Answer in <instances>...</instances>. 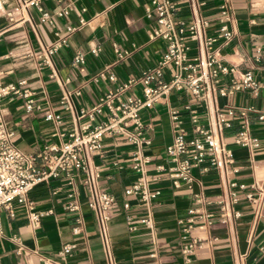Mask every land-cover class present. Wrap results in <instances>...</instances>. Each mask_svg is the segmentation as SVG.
Here are the masks:
<instances>
[{"label":"crops","instance_id":"0c3cea01","mask_svg":"<svg viewBox=\"0 0 264 264\" xmlns=\"http://www.w3.org/2000/svg\"><path fill=\"white\" fill-rule=\"evenodd\" d=\"M146 1L79 0L66 15L47 24L38 22L37 13L32 8L23 14V20L17 15L8 22L4 13L16 6L17 0H0L1 80L26 79L35 96L47 108L58 112L62 119L59 125H55L44 121L39 112H25L19 99L4 102V121L13 130L12 142L19 150L30 153L45 142L59 143L64 137L58 133L72 127L69 114L58 104L59 86L49 77L51 70L54 69L61 78H69L65 85L67 89L79 91V95L72 98L78 108L90 106L101 92L155 63L163 41L150 38L151 23L143 15ZM43 4L47 9L54 6L52 0ZM79 6L85 8L80 15L86 23L77 26L67 35L65 43L52 53L51 67L40 64L36 55L39 46L50 44L64 35L67 25H77ZM198 6L208 21L204 33L214 38L218 33L217 12L221 7L227 8L230 14L228 27L233 35L227 43L215 38L212 50L223 63L234 64L240 70L248 68L257 79L264 80V0H198ZM179 14L185 20L191 19L185 0L180 1ZM113 44L122 53L121 57L114 52ZM94 46L99 47L96 54L90 52ZM75 51L84 55L82 70L72 64ZM195 53L191 44L188 55ZM108 71L115 74V82L107 79ZM227 78L220 75L219 85L225 84ZM131 90L136 92V88ZM184 102V96L171 92L164 103L139 109L138 115L148 140L141 150L149 157L146 164L149 172H153L154 164L163 161L164 148L171 141V109L180 114L181 125L188 126L181 108ZM216 102L221 106L251 105L261 109L264 107V88L257 95L239 91L227 97L218 96ZM196 108L204 112L206 103L198 102ZM83 121L80 119L77 123ZM238 121L236 118L233 126L223 131L222 141L232 152L236 170L229 177L248 184L264 169V119L257 120L253 114L248 116L249 132L259 142L255 148L233 143ZM102 142L101 155L92 158L100 168L98 187L119 197L122 189L138 176V172L128 166L134 146L120 136L104 137ZM189 173L191 181L188 187L181 184L174 188L165 176L149 183V189L157 191L149 205L153 221L151 230L136 221L147 208L134 196L127 197L128 210L117 204L110 211L107 235L114 264H237L238 257L243 264H264V201L259 215L255 216L253 208L244 199L235 206L240 215L232 227L216 223L191 231L202 239V245L190 256L189 262L185 261L180 250L177 218L184 215L189 206L197 204L193 200L194 194L212 197L222 188L214 169L200 172L197 167H191ZM70 188L79 202L82 218V230L76 234L70 231L72 218L64 208L65 193ZM27 196L32 210L50 208L52 214L41 217L39 226L32 230L26 222L25 206L13 204L12 217L0 212V264H40L41 256L49 257L55 264H107L94 217L85 204L86 190L78 176H74L72 182L62 176L38 183ZM125 214H130L136 221L134 229H129ZM63 243H72L74 248L65 254L58 253ZM18 244L21 249L17 251Z\"/></svg>","mask_w":264,"mask_h":264},{"label":"built area","instance_id":"2783aa9c","mask_svg":"<svg viewBox=\"0 0 264 264\" xmlns=\"http://www.w3.org/2000/svg\"><path fill=\"white\" fill-rule=\"evenodd\" d=\"M44 1L17 0L16 6L4 13L5 17L8 22H12L17 15L23 20V14L32 8L37 13L38 22L52 24L55 18L66 15L79 0H52L54 6L51 9L44 6ZM180 1H146L143 15L151 23L150 38L163 41L157 60L153 65L140 69L137 74L129 75L113 88L101 92L90 106L76 108L72 98L78 96L79 91L65 87L68 77H59L54 69L49 72V77L56 80L59 86L58 104L72 121L71 128L58 133L64 137L59 143L45 142L30 153L22 152L13 144L14 132L6 126L2 112L4 102L19 99L25 112H39L44 121H51L55 125H59L62 119L58 112L47 108L35 96L26 79L2 81L0 78V212L12 217L13 204L25 206L26 222L34 230L39 226L41 217L52 214V209L32 210L27 196L29 190L41 182L62 176L72 182V178L78 176L86 190L85 204L94 217L107 264H114L107 235L110 211L117 204L123 210H128L130 205L127 197L134 196L147 208L145 214L136 221L151 230L153 221L149 205L157 191L150 190L148 185L159 176L168 178L174 188L181 184L188 187L191 167H197L200 172L214 169L222 184L221 190L212 197L194 194L193 200L197 204L189 206L184 215L176 220L180 231V250L187 262L202 245V239L191 233L193 229L202 230L216 223L232 227L240 215L235 208L240 199L251 205L255 216L259 215L264 201V169L248 184L230 178L229 175L236 170L232 152L223 143L222 136L223 131L231 128L237 118L239 121L233 133V143L257 147L258 139L248 129V116L253 114L257 120H263L264 107L221 106L217 104L216 98L239 91L257 95L264 88V80L257 79L248 68L240 70L234 64L223 63L212 50L211 44L215 38L227 43L233 35L228 27L230 14L226 7H221L217 12L218 33L214 38L204 33L208 21L199 12L198 0H185L192 15L190 20L180 16ZM84 10V7L79 6L77 25H67L64 35L50 44L39 46L36 55L40 64L52 66V53L65 43L67 35L77 26L86 23V19L80 15ZM191 44L196 51L194 55H188ZM112 48L118 57L122 56L115 44ZM98 51V46L90 49L92 54ZM254 57L258 58L257 55ZM72 64L82 70L84 55L81 51L74 52ZM220 75L228 77L223 85H219ZM106 77L111 82L116 81L111 71L107 72ZM132 88H136V92ZM171 92L184 96L185 102L181 108L187 117L188 126H182L180 114L176 109H171V141L164 148L163 161L154 164L153 172H149L146 168L149 157L141 150L148 140L138 111L164 103ZM201 101L206 103L204 112L196 108ZM80 119L84 121L78 124ZM112 136H120L134 146L128 166L138 172V176L122 189L119 197L98 187L100 168L92 162L93 157L101 155L102 139ZM65 198L64 208L72 218L70 231L76 234L82 230L79 202L71 188L66 191ZM125 221L129 229L135 228L136 221L130 214H125ZM73 248L74 244L63 243L57 252L65 254ZM20 249L18 244L16 250ZM40 260V264H55L46 256H41ZM237 264H243L240 257L237 258Z\"/></svg>","mask_w":264,"mask_h":264}]
</instances>
